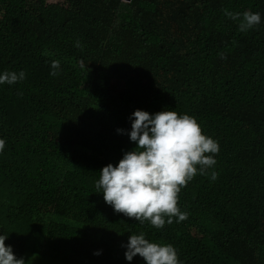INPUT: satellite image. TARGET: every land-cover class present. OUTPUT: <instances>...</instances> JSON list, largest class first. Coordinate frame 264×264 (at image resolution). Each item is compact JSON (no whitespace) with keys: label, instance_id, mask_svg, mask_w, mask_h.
<instances>
[{"label":"trees","instance_id":"obj_1","mask_svg":"<svg viewBox=\"0 0 264 264\" xmlns=\"http://www.w3.org/2000/svg\"><path fill=\"white\" fill-rule=\"evenodd\" d=\"M225 9L261 21L241 31ZM21 69L0 84V233L16 256L146 264L122 247L143 231L182 264H264V0H0V71ZM165 107L218 141V175H194L177 194L187 218L156 228L95 181L134 146L116 131L130 113Z\"/></svg>","mask_w":264,"mask_h":264},{"label":"clouds","instance_id":"obj_2","mask_svg":"<svg viewBox=\"0 0 264 264\" xmlns=\"http://www.w3.org/2000/svg\"><path fill=\"white\" fill-rule=\"evenodd\" d=\"M224 12L231 19L239 20L241 31L261 21V14L250 9L243 12L225 9ZM218 55L225 58L223 52ZM50 68V75H57L60 61L51 60ZM25 76L23 69L3 70L0 84L11 85ZM129 119V129L118 127L116 131H126L135 144L123 151L115 165L108 162L100 168L95 181L97 192L102 193L103 200L114 211L134 217L140 223L147 220L156 228L166 222L171 224L173 217L177 222L186 219L188 213L179 209L177 194L198 172L213 181L217 178L218 173L212 166L216 163L214 154L219 151L218 141L202 132L193 115L178 114L174 108L165 107L152 113L136 108ZM4 146L5 140L0 137V150ZM209 169H212L210 174ZM7 235L0 233V264H28L5 243ZM122 247L127 261L139 254L146 264H182L172 244L150 241L143 231L129 234ZM94 254H99V250H94Z\"/></svg>","mask_w":264,"mask_h":264}]
</instances>
